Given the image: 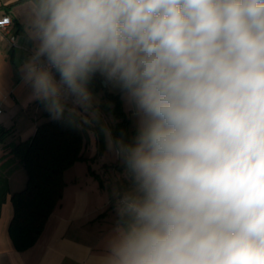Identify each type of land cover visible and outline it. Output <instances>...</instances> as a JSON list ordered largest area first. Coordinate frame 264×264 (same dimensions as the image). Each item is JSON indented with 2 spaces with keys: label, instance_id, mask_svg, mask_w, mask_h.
Returning a JSON list of instances; mask_svg holds the SVG:
<instances>
[{
  "label": "clouds",
  "instance_id": "obj_1",
  "mask_svg": "<svg viewBox=\"0 0 264 264\" xmlns=\"http://www.w3.org/2000/svg\"><path fill=\"white\" fill-rule=\"evenodd\" d=\"M22 7L24 80L54 118L92 108L96 75L137 117L131 142L106 130L133 186L103 264H264V0Z\"/></svg>",
  "mask_w": 264,
  "mask_h": 264
},
{
  "label": "crops",
  "instance_id": "obj_2",
  "mask_svg": "<svg viewBox=\"0 0 264 264\" xmlns=\"http://www.w3.org/2000/svg\"><path fill=\"white\" fill-rule=\"evenodd\" d=\"M23 3L24 0H0V17L8 15L11 19L5 29H0V123L14 125L20 139L29 137L40 122L53 117L49 111H44L37 118L24 119L20 125L15 115L17 108L21 107V112L26 113L27 106L44 104L34 97L22 71L36 47L28 36L27 12L22 7ZM55 77L59 80L58 74ZM89 89L94 98L101 100L99 107L102 106L106 101L103 89L97 88L93 79ZM108 90L118 92L111 86ZM94 104L92 109H95ZM65 107L75 108L80 113L71 97ZM24 123L27 125L23 126ZM92 135L91 132L83 150L87 157L96 152V137ZM81 161H76L64 171L62 198L48 216L36 242L25 250H16L8 233L13 205L10 193L7 195L0 210V264H103L115 229L124 223L126 217H122L120 212H113V207L118 205L113 196L108 199L99 197L100 186L104 183L101 181L98 184L94 179L98 173L89 162L92 160ZM89 168L95 172L93 176ZM21 169L18 167L9 175L11 192L25 184L24 174H18Z\"/></svg>",
  "mask_w": 264,
  "mask_h": 264
},
{
  "label": "trees",
  "instance_id": "obj_3",
  "mask_svg": "<svg viewBox=\"0 0 264 264\" xmlns=\"http://www.w3.org/2000/svg\"><path fill=\"white\" fill-rule=\"evenodd\" d=\"M93 80L97 88L103 89L107 113L113 112L118 118L111 127L115 136L118 124L124 121L120 117L123 114L121 93L109 91L99 75ZM68 109L65 107L61 118L50 117L40 122L34 133L25 139L19 138L14 125L0 123V210L10 193L13 215L8 233L16 250H25L38 239L48 216L62 198L64 171L78 160L87 161L95 156L87 157L83 152L91 132L97 135L99 150L96 154L102 152L106 120L95 109L90 119H84L77 112L70 113ZM18 167L26 172L25 185L11 192L9 175ZM89 172L95 174L92 168ZM130 188L120 186L119 193Z\"/></svg>",
  "mask_w": 264,
  "mask_h": 264
},
{
  "label": "rangeland",
  "instance_id": "obj_4",
  "mask_svg": "<svg viewBox=\"0 0 264 264\" xmlns=\"http://www.w3.org/2000/svg\"><path fill=\"white\" fill-rule=\"evenodd\" d=\"M120 101H121V109L123 113L120 117L124 121L118 124L117 133L115 134V136H113L111 127H113V125L115 124V121L118 120V118H115L116 116L115 114H113V112L109 114L107 113L106 106L104 103L102 106L99 107L98 103H101V100L98 99V97L94 98L93 104L94 103L95 104L93 108H95L96 113L100 114V116H102L103 119L106 120L107 126L104 129V139L101 144L102 152L99 154H96L98 153V150H99L97 146V142H96V150H95L96 152L94 153L95 156L94 154H92V156L94 157H92V159H89V160H92L89 162L92 165L93 169H95V171L98 173L97 177L96 175L94 176V179L95 178L97 179L98 184H100L101 181H103L104 183L103 186H100L101 188L99 191L100 192L99 197L101 198L102 196H105L108 199V197L111 196L112 198L113 196L114 200H116L117 196L119 195L120 186H122L123 188H126V187L130 188L133 185H132L130 176L126 174L125 166L123 167L122 165L123 164L122 160L118 158L114 154V152L111 151L108 147V136L106 135V130L110 131L112 139L122 138L125 142H131L136 134V128H137V117H135L132 111L126 106L122 98V95H120ZM75 107L77 108V110L80 112V114L83 116L84 119H90V116L94 115V109L92 108L89 109L88 112H85L84 109L81 108L80 106L75 105ZM25 109H26L25 110L26 113L21 112V107L17 108L15 112V115H17V119H18V122H20V125L24 122V119L26 118L27 119L37 118V115H40L42 112L49 111L45 104L36 105L33 107L27 106ZM26 125H27L26 123L23 124V126H26ZM34 126L36 127V125ZM92 136H95L97 140V135L94 134ZM25 138L26 136L23 137V139ZM78 164L81 165V163H78ZM84 164L86 165V163ZM21 173L24 174L25 180H26L25 170L21 169L20 173L18 174H21ZM24 185L22 187H24ZM108 209H110V207H108ZM113 209H114L113 212L115 213L119 212V205H115Z\"/></svg>",
  "mask_w": 264,
  "mask_h": 264
},
{
  "label": "built area",
  "instance_id": "obj_5",
  "mask_svg": "<svg viewBox=\"0 0 264 264\" xmlns=\"http://www.w3.org/2000/svg\"><path fill=\"white\" fill-rule=\"evenodd\" d=\"M10 21L11 19L8 15H4L0 17V29H5L7 25H9ZM122 195H123V192L119 193V195L116 198L117 202H119Z\"/></svg>",
  "mask_w": 264,
  "mask_h": 264
},
{
  "label": "water",
  "instance_id": "obj_6",
  "mask_svg": "<svg viewBox=\"0 0 264 264\" xmlns=\"http://www.w3.org/2000/svg\"><path fill=\"white\" fill-rule=\"evenodd\" d=\"M103 83L105 84V82L103 81Z\"/></svg>",
  "mask_w": 264,
  "mask_h": 264
}]
</instances>
